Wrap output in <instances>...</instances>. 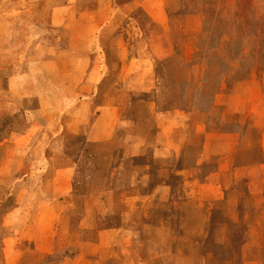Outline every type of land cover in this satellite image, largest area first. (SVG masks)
Listing matches in <instances>:
<instances>
[{"label":"rangeland","instance_id":"obj_1","mask_svg":"<svg viewBox=\"0 0 264 264\" xmlns=\"http://www.w3.org/2000/svg\"><path fill=\"white\" fill-rule=\"evenodd\" d=\"M0 264H264V0H0Z\"/></svg>","mask_w":264,"mask_h":264}]
</instances>
